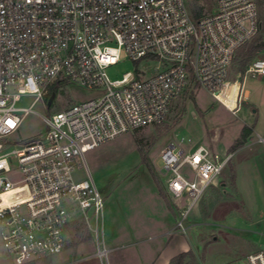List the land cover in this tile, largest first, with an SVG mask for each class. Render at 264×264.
<instances>
[{"label":"built area","instance_id":"1","mask_svg":"<svg viewBox=\"0 0 264 264\" xmlns=\"http://www.w3.org/2000/svg\"><path fill=\"white\" fill-rule=\"evenodd\" d=\"M263 1L213 0L214 10L194 19L186 0H0V258L51 264L79 215L94 234L93 255L107 264L104 203L84 153L163 123L173 101L192 85L227 108L219 95L236 84L234 106L227 108L236 112L245 98V76L264 75V57H255L241 82L228 79L236 51L259 31ZM122 52L134 62L157 64L148 75L135 68L110 79L104 70ZM63 82L97 95L50 114L33 110L34 102H47L52 84ZM28 113L37 114L45 129L32 141L13 144L10 136ZM257 140L264 144V135ZM159 157L166 192L174 200L186 195L192 204L230 155L203 144L186 151L171 142ZM77 162L83 179L74 176ZM176 225L184 229L181 220ZM241 264H264V254L249 253Z\"/></svg>","mask_w":264,"mask_h":264},{"label":"rangeland","instance_id":"2","mask_svg":"<svg viewBox=\"0 0 264 264\" xmlns=\"http://www.w3.org/2000/svg\"><path fill=\"white\" fill-rule=\"evenodd\" d=\"M194 1L186 0L188 8L196 3L202 7L203 14L214 10L213 0ZM261 10L259 7V31L236 51L229 68L230 80L241 82L244 72L239 70V62L252 45L264 42V11ZM255 57H264V49L257 51ZM156 64L134 62L122 52L120 60L104 71L110 79L120 78L135 68L148 75ZM52 86L56 92L50 106L38 100L33 103V110L50 114L97 95L94 89L69 82ZM236 88V84H231L219 95L227 108L234 106ZM242 90L246 96L239 109L233 112L205 89L192 85L173 101L163 123L120 134L84 153L86 166L104 203L102 231L108 249L107 264H169L181 252H185L181 264H240L239 259L248 252L262 251L264 254V145L252 143L238 149L234 146L244 127L252 140L257 134L264 135V75H246ZM32 100L33 96L23 97L22 104ZM254 107L256 112L252 114ZM44 129L42 119L35 113H28L10 137L13 144L26 143L36 139ZM171 142H179L186 151L203 144L213 152L233 156L220 176L192 204L186 195L178 200L171 199L163 188L165 177L159 151ZM78 162L74 176L83 179L86 175ZM234 163L242 182L240 194L244 198L241 201H236ZM185 171L189 174L188 169ZM157 183L175 212L169 220L173 238L168 244L170 236L148 229L140 209L148 198L149 189L158 187ZM178 220L184 229L176 225ZM67 237V247L72 251L62 257V264H101L99 258L93 256L94 234L79 215L70 222ZM0 264L13 263L1 258Z\"/></svg>","mask_w":264,"mask_h":264},{"label":"crops","instance_id":"3","mask_svg":"<svg viewBox=\"0 0 264 264\" xmlns=\"http://www.w3.org/2000/svg\"><path fill=\"white\" fill-rule=\"evenodd\" d=\"M245 96H246V93H245ZM255 112H256V108L254 107V108L251 109V113L255 114ZM236 140H238V139H236ZM252 143H261V142H259L257 140V138L255 140H252L251 134H248L245 137V139L242 142V144L237 146V149L238 148H242L245 145H250ZM261 144H263V143H261ZM214 152H217V151H214ZM217 153L221 154L220 152H217ZM230 154L231 153H229V155ZM231 158L233 159V156L229 157V160ZM229 160H228V162H229ZM228 162H227V164H228ZM233 166L235 167L234 168V174H233V183H234V188L236 190V195H237V198H236L237 200L236 201H241L244 198V196H242L240 194L241 193V183L242 182H241V180H239V175L237 174V168H236L235 163L233 164ZM222 171H221V173H222ZM218 181H219V178H218ZM248 181H249V178H248ZM221 184L224 185L225 183L222 182ZM244 184H245V182L243 180V185ZM213 186H215V184ZM163 188H164V190L166 192V189H165L164 185H163ZM166 194H167L168 197H170L167 192H166ZM245 199H247V197ZM140 209H141L142 214L144 215V220H145V223H146V226H147L148 229L154 230V231H158L159 233H161V231H163L161 233L162 235H165L167 237L170 236V237H168V240H167V243H166V244H168V242H170L171 239L173 238L172 234L170 235L171 229L169 228V224H170L169 220H170V218L173 215H175V212H174V208L170 205V202L168 201L167 197H166V199H164V197H162L160 195L158 187L150 188L149 192H148V198L145 201H143V203L141 204ZM107 215H108V218H109V213H107ZM113 218H114V216H113ZM102 230H103V219H102ZM67 240H68V238H67ZM186 249H187V246L184 247L182 249V251H185ZM70 251H72L71 248L67 247V244H66L64 250L59 255L55 256L54 258H52L50 260L51 263L53 264V263L56 262L55 264H62V257L68 256L70 254ZM249 253H251V252L246 253L242 258L239 259L240 264L244 262L245 256L247 254H249ZM99 261H100L101 264H104L100 259H99Z\"/></svg>","mask_w":264,"mask_h":264},{"label":"trees","instance_id":"4","mask_svg":"<svg viewBox=\"0 0 264 264\" xmlns=\"http://www.w3.org/2000/svg\"><path fill=\"white\" fill-rule=\"evenodd\" d=\"M196 1L197 0H195L194 2H196ZM260 7L262 9L261 11H264V2H262L260 4ZM189 11H190V13H191V15H192V17L194 19H198L201 15H203V13H202V7L199 6V5H196V3L191 4V6L189 8ZM261 49H264V42H259L257 44L252 45L249 48L248 52L246 53L245 57L239 62V70H241L242 72H244V70L246 69L248 63L255 56L256 52L259 51V50H261ZM52 85L49 87L50 93L51 92H56V89ZM50 93L48 94V97H49ZM248 133L249 132L246 130V127H244L243 130H242V133H241V138L238 139L234 143V146L237 147V146L241 145L242 142L244 141L245 137L248 135ZM157 186H158V190H159L160 195L162 197H164V199H166L165 194L163 192V189H162L161 185H159L157 183ZM184 255H185V252L179 253L177 256H175L173 259H171V261H170L169 264H181V261H182Z\"/></svg>","mask_w":264,"mask_h":264},{"label":"water","instance_id":"5","mask_svg":"<svg viewBox=\"0 0 264 264\" xmlns=\"http://www.w3.org/2000/svg\"><path fill=\"white\" fill-rule=\"evenodd\" d=\"M54 97H55V92H51L49 97H48V99H47V102H46L47 106H50V104H51L52 100L54 99Z\"/></svg>","mask_w":264,"mask_h":264}]
</instances>
